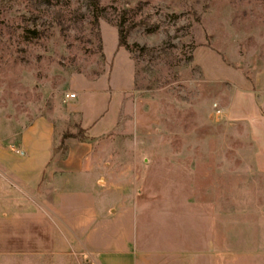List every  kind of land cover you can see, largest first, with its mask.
Segmentation results:
<instances>
[{"label": "rangeland", "instance_id": "obj_1", "mask_svg": "<svg viewBox=\"0 0 264 264\" xmlns=\"http://www.w3.org/2000/svg\"><path fill=\"white\" fill-rule=\"evenodd\" d=\"M97 2L0 0V149L39 116L101 142L82 120L112 108L134 158L109 178L138 200L143 245L200 246L213 225L218 264H264V0ZM18 212L0 210V264L84 263L38 231L35 201Z\"/></svg>", "mask_w": 264, "mask_h": 264}, {"label": "crops", "instance_id": "obj_2", "mask_svg": "<svg viewBox=\"0 0 264 264\" xmlns=\"http://www.w3.org/2000/svg\"><path fill=\"white\" fill-rule=\"evenodd\" d=\"M110 109L96 122L82 120V128L104 137L101 142L64 139L51 118L39 116L20 131L17 151L0 149V174L10 181L0 188V210L17 216L18 207L24 211L35 201L38 231L53 239L59 253L69 248L83 253V264H218L220 249L213 225L207 233L212 240H201L200 246L150 250L143 245L138 200L128 184L109 178L126 174L134 158L131 152L117 150L119 135L107 134L115 125V112ZM58 134L64 149L54 152ZM81 173H90L92 182L78 183ZM197 238L204 239V234Z\"/></svg>", "mask_w": 264, "mask_h": 264}, {"label": "trees", "instance_id": "obj_3", "mask_svg": "<svg viewBox=\"0 0 264 264\" xmlns=\"http://www.w3.org/2000/svg\"><path fill=\"white\" fill-rule=\"evenodd\" d=\"M93 4H94V7H98V2L97 0H92ZM118 45L119 46H122V45H125L126 44V34L125 32L123 31V28L121 27L119 30H118ZM68 136H73V135H68ZM64 139L67 138V137H63ZM60 149V147L58 148H54V152L55 151H58Z\"/></svg>", "mask_w": 264, "mask_h": 264}, {"label": "built area", "instance_id": "obj_4", "mask_svg": "<svg viewBox=\"0 0 264 264\" xmlns=\"http://www.w3.org/2000/svg\"><path fill=\"white\" fill-rule=\"evenodd\" d=\"M67 98H75V93H69L66 95Z\"/></svg>", "mask_w": 264, "mask_h": 264}]
</instances>
